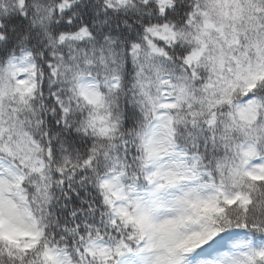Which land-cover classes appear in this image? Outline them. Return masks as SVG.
Instances as JSON below:
<instances>
[{
  "label": "snow or ice",
  "instance_id": "obj_1",
  "mask_svg": "<svg viewBox=\"0 0 264 264\" xmlns=\"http://www.w3.org/2000/svg\"><path fill=\"white\" fill-rule=\"evenodd\" d=\"M0 264H264V0H0Z\"/></svg>",
  "mask_w": 264,
  "mask_h": 264
}]
</instances>
